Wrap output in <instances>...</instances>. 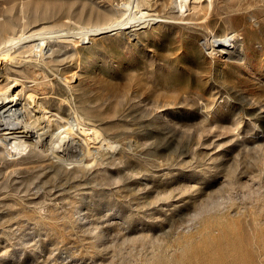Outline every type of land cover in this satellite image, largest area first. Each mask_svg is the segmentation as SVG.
<instances>
[{
    "label": "rangeland",
    "instance_id": "obj_1",
    "mask_svg": "<svg viewBox=\"0 0 264 264\" xmlns=\"http://www.w3.org/2000/svg\"><path fill=\"white\" fill-rule=\"evenodd\" d=\"M124 1L0 0V45L75 33L0 65L40 129L0 155V264H264V0H199L187 20L137 0L142 27L80 36Z\"/></svg>",
    "mask_w": 264,
    "mask_h": 264
},
{
    "label": "bare ground",
    "instance_id": "obj_2",
    "mask_svg": "<svg viewBox=\"0 0 264 264\" xmlns=\"http://www.w3.org/2000/svg\"><path fill=\"white\" fill-rule=\"evenodd\" d=\"M208 1H209V3L207 5L212 7L213 6V0H208ZM171 3H173V2L171 1ZM250 3H252V2H250ZM236 4H238V2ZM253 4H255V3H253ZM177 6L179 7L178 14L180 15V18L183 19V18H185V17H183V15H186L188 10L197 9V8H199L201 6V4H200L199 0H179ZM122 7H123L124 11L127 13V16L125 18H123V19H120V20L117 19L118 21L114 25H112L110 27V29H109L108 26H105V27H98L97 26L98 28L97 27L96 28H91L93 26L90 25L91 27L89 29L87 28L88 30H86V28H85L86 31H83V32H78L77 31V32L79 34H81L80 36H83L82 38H86V40H89L91 35L102 33V32H106L108 30H111V32H113L115 34V33L118 32V30L124 29V28H128V27H131V26H133V27H135V26L136 27L137 26L142 27L141 26L142 24H145L147 20L151 19L149 17V14H146L145 12L141 11V14L140 13H139L140 15L138 14L137 9H139V11H140V8H142L144 6L142 4V6L140 7V5L138 4L137 0L124 1L123 4H122ZM147 7H148V3H147ZM200 10H201V8H200ZM200 10L196 11L195 13H193V15L195 16V15L200 14ZM103 15H104V13H103ZM189 15H190V13H189ZM91 18H92V16H91ZM104 18H105V16H104ZM156 18H159V17H156ZM185 20H187V19L185 18ZM110 21H111V19H110ZM115 21H116V19H115ZM227 21H228V19H227ZM96 22H97V20H96ZM103 23H102V26H103ZM106 23H108V22H106ZM104 25H106V24H104ZM13 28H15V27H13ZM43 28H44V26L42 27V29ZM42 29L40 28V30H42ZM62 29H64V28H62ZM48 30H50V29H48ZM14 33L15 32H13V34ZM61 33H59L57 35H45L41 31L40 32L39 31H37V32L32 31L30 34H28V35H26L24 37H19V38L11 37L10 39H8V37L6 36V38H7V39H5L6 41L4 42V40H3V43H1V45H0V65L2 64L3 61H8V60L13 59L15 57L13 55V53L16 50L15 47L18 46V45H21V44L25 45L26 44V45H28V46H30L32 48V51L34 52L35 55H37L39 57H43V55L46 54L45 53L46 46L52 40H55V38L61 37L63 35L64 36L65 35H67V36L68 35H70V36H74L75 35V33H71V32L70 33L68 32V33H65V34H63V32H61ZM235 40H236V37H235L234 34H232V35H228L227 34L225 36H220V37H218L216 35H213L208 40V43L210 44L211 48H219V49L221 48L220 49L221 51H228L229 49H231V47H234ZM53 53H54V51H53ZM19 54H21V53H19ZM50 54H51V52H50ZM51 55H53V54H51ZM37 59H38V57H37ZM16 60H17V58H16ZM5 85H8V84H5ZM3 87H4V85H3ZM18 93L19 92H17V94ZM17 94L12 95L11 93H9V88H7V89L6 88L5 89L0 88V96H3V97H0V99L1 98L4 99L1 102L3 105L0 107V155L3 154V153H1L3 151H5L9 155H12L13 151L16 152V153H19L23 147H27V150L29 148L33 147V145L36 144V143H34L33 141L28 140V139H32L31 137L34 136V133L36 134L40 130V129L37 128V125L34 122V120H31L29 118L23 119V117L22 118L15 117L16 115L13 116V113L11 112V110L13 111L12 107L14 105H17ZM5 100H7V101L4 103ZM15 100H16V102L14 103ZM95 133L98 136V131L96 129H95Z\"/></svg>",
    "mask_w": 264,
    "mask_h": 264
}]
</instances>
